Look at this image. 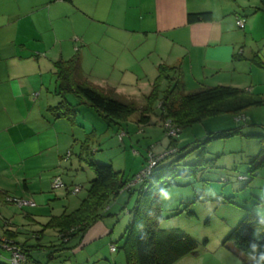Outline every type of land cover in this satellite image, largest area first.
Wrapping results in <instances>:
<instances>
[{
    "label": "rangeland",
    "instance_id": "374dc122",
    "mask_svg": "<svg viewBox=\"0 0 264 264\" xmlns=\"http://www.w3.org/2000/svg\"><path fill=\"white\" fill-rule=\"evenodd\" d=\"M249 1L252 4V8H248L249 11L238 10L241 18L245 20L246 27L239 28L234 22L231 27L237 32L238 41L240 45H244L245 52H251L252 58L256 57L258 63H264V5L261 3L262 0ZM0 2H15L16 10L22 9L25 2V5H28L29 12L26 14H29V20L35 13L40 14L35 25L29 24L31 26L29 33L34 32V35H30L32 45L40 46L38 36L43 33L50 46V54H54L53 49L57 50L60 45L66 55L72 54L75 48L79 49L80 58L83 55L82 68H85L86 73V76L84 74L83 76L91 79L92 83L102 90H111L138 106L144 104L154 76L149 74L147 77L142 76V80L114 87L108 85L120 76L121 73L117 69L111 70L112 68L97 65L98 69L106 70L102 72L103 75H98L89 67L93 61L92 55L105 47L97 36L108 28L97 19H101L100 15L106 12V4L96 8L93 21L91 16L93 2L88 0H0ZM43 60L42 58L41 61L46 65L42 63L43 71L40 74L44 83L32 86L29 94L30 103L39 104L44 101L46 105L53 106L56 103L53 91L56 86L54 68L49 59ZM246 62L249 63L250 59ZM250 63L253 64L252 71L245 69V73L240 77L239 86L235 87L246 89L253 96H260L262 104L251 105L242 110L238 116L240 118L244 116V119L236 120L237 114L204 118L180 128L177 138L175 137L179 147L178 152L173 155L175 172L165 178L170 183L162 187L159 193L162 214L159 229L180 230L195 240L196 248L194 252L180 257L173 264H239L240 253L233 242L226 241L228 233L248 214L264 222V64H255L252 61ZM103 78L106 79L102 80ZM163 87L164 82H161L158 85L159 92ZM198 88L200 86L188 84L183 91ZM64 97L76 101L71 92L66 93ZM150 105L151 111L146 123L138 121L140 113L135 111L124 122L120 121L121 125H116L85 103H80L73 122L66 121L73 134L69 145L64 149L65 155L70 157L58 160L52 151L53 156L44 158L47 159L45 164L52 166L62 182L71 183L73 187L79 186V191L66 198L63 196L56 198L55 190L58 189H52L48 182L43 187L44 193L48 194V201L40 197L41 195L38 196L40 192L35 187L36 206H44L47 203L48 211L54 215L61 213L60 207L63 205L68 204L71 209L76 203L78 205L80 199L86 195L89 181L94 175L85 160L87 158L97 163L111 164L114 170L120 172L123 180H129L127 186L148 165L149 151L153 154L168 151L169 148L166 147L169 137L163 131V122L159 119V98ZM46 111L49 114L50 110ZM236 127L238 128L236 134L213 138L204 143L203 156L198 157L201 148L193 147L208 133ZM84 142L86 147L81 149ZM66 151H70L71 154L70 152L67 154ZM42 158L43 156L38 157L36 161ZM51 159L54 164L51 163ZM32 169L39 171V167ZM49 179L53 182L54 178ZM133 183L129 189L138 187V182ZM130 192L132 193H129V190L120 192L104 206L103 209L110 207L109 213L100 221L109 224L107 225L109 232L94 240L85 239L82 241V247L66 249L59 257L49 261L40 253L34 252V257L41 259L43 264H126L121 247L124 240L122 235L131 218L129 210L136 200V192L132 190ZM2 208L5 215L15 223L21 219L24 225L27 224L25 232L30 243L46 244L57 240V233L51 228L43 230L40 239H35L31 233L32 230L38 234L48 216L28 210L36 214L35 221L32 222L22 217L21 208L14 202L4 203ZM4 221L0 216V223ZM111 245L116 249L111 250ZM1 256L8 258L9 253L3 251ZM0 259L9 263L8 259Z\"/></svg>",
    "mask_w": 264,
    "mask_h": 264
},
{
    "label": "crops",
    "instance_id": "0c3cea01",
    "mask_svg": "<svg viewBox=\"0 0 264 264\" xmlns=\"http://www.w3.org/2000/svg\"><path fill=\"white\" fill-rule=\"evenodd\" d=\"M242 1L88 0L93 2L91 9L93 21L96 8L106 4V12L102 13L100 15L102 18L97 21L106 24L108 28L97 36L105 47L92 55L93 61L89 67L98 75H103L102 72L106 70L98 69L97 65L112 68L111 70L117 69L121 73L120 76L108 85L114 87L142 80V76L147 77L149 74L155 77L158 64L177 66L175 74H178L183 89L188 84L195 87L219 84L239 86L244 70L253 69L251 60L249 63L246 62L252 58V53L245 52L244 45H240L238 41L237 32L231 27L233 22L238 26L236 20L242 16L238 10L249 11L248 8H252L251 1ZM199 11H210L211 18L188 22L187 14ZM28 12V5H25V2L24 7L17 10L15 2H0V194L34 200L38 190L40 192L38 196L41 195L40 197L48 201V194L43 190L44 184L49 182L52 188V181L49 178L61 177L52 166L45 164L47 159L44 158L52 155V151L58 160L66 157L64 149L69 145L73 135L72 128L66 122L69 120L63 117L56 118L49 111L48 114L46 109L48 110L49 106L44 101L31 104L29 94L32 86L44 83L40 72L43 71L42 66L46 64L41 61L42 58L43 61L49 59L52 64L56 59H67L72 54L66 55L62 45L57 50L53 49L54 54H50V46L43 33L38 36L40 46L32 45L30 35H34V32L29 33V24L35 25L40 14L35 13L29 20V14H26ZM241 19L245 28V20ZM128 59L130 64L127 65ZM82 66L83 55L80 58V68L85 75V68ZM104 79L106 78L102 80ZM90 81L92 82L91 79ZM53 91L57 103L60 96L56 93L55 87ZM73 95L76 101L67 97L65 100L76 105L77 111L82 102L74 93ZM41 110L46 113H42ZM41 156L43 158L36 161V158ZM52 159L51 163L54 164ZM36 167H39L37 172L32 169ZM64 184L63 190H55L56 198L62 196L66 198L77 193L73 192L75 186L73 187L71 183ZM4 203H6L4 197L0 195V216L5 220L0 223V239L5 236L4 230L16 231L18 232L14 236L16 240H27L28 244H32L25 232L27 224L24 225L21 219L15 223L13 219L7 217L2 208ZM76 204L74 208L77 207ZM69 206L67 204L60 207L61 212L74 209ZM47 207L46 203L44 206L35 205L21 209L22 217L34 222L36 214L31 212L34 211L49 218L53 214H50ZM107 225L109 224L106 222L97 221L86 231L82 241L94 240L109 232ZM31 233L36 234L32 230ZM34 252L44 255V252L36 250L31 252L33 257ZM35 258L41 261L38 257Z\"/></svg>",
    "mask_w": 264,
    "mask_h": 264
},
{
    "label": "trees",
    "instance_id": "16d2710c",
    "mask_svg": "<svg viewBox=\"0 0 264 264\" xmlns=\"http://www.w3.org/2000/svg\"><path fill=\"white\" fill-rule=\"evenodd\" d=\"M261 3L264 5V0ZM210 18V11L187 14V20L190 23ZM250 60L255 64H264L258 63L256 57ZM52 64L56 75L55 90L60 100L55 105L49 106L48 110L54 117H63L70 122H73L76 115V105L70 104L64 97L70 92L107 121L116 125H121L120 121L124 122L135 111L140 113L138 121L146 123L151 111L150 104L159 98L160 121L170 120L178 126L179 132L184 126L223 114H237L236 120L244 119V116L241 118L238 116L242 110L251 105L262 104L260 96H253L246 89L232 85L203 86L184 92L182 82L178 74H175L177 66L158 64L157 74L145 102L138 106L111 90H102L83 76L80 68V52L77 48L69 58H58ZM161 82H164V87L159 92L158 85ZM237 130L236 127L210 132L193 148H201L197 154L201 158L204 153V143L213 138L232 136ZM163 131H165L164 128ZM176 138L169 137L166 147L169 149L175 147V151L154 166L150 174L137 184L136 189L126 188L129 180H123L120 172L114 170L111 164H101L89 158L85 159L94 174L89 181L86 195L73 210L50 215L48 220L42 224L39 233L34 235L35 239H40L42 231L51 228L56 231L57 240L46 244L38 242L28 244L27 240L15 239L14 236L18 232L4 230L5 236L0 239V258L8 259L9 263L0 259V264H14L11 261L12 248L21 254L20 264H43L42 261L33 257L31 252L36 250L44 252L43 256L46 257V261H49L59 257L66 249L74 250L82 247V239L86 231L109 213V206L103 209L104 206L124 190H129V193H132L130 190L136 192L135 203L129 210L131 218L122 235L124 240L121 247L126 264H173L180 257L194 252L196 242L193 238L178 229H159L162 219L159 193L162 187L170 183L165 178L172 176L175 172L173 155L179 149ZM81 147L82 149L86 147L85 142ZM0 195L4 199L14 197L13 195ZM32 201L35 203L34 200ZM35 205L36 203L33 206ZM19 208L23 209V207ZM12 236L13 238H10ZM228 240L234 243L240 253L239 264H264V261H259L260 255L264 253V222L258 217L250 214L243 217L228 233L226 241ZM112 247L113 250L116 249L113 245ZM3 251L9 253L8 258L1 256Z\"/></svg>",
    "mask_w": 264,
    "mask_h": 264
},
{
    "label": "built area",
    "instance_id": "2783aa9c",
    "mask_svg": "<svg viewBox=\"0 0 264 264\" xmlns=\"http://www.w3.org/2000/svg\"><path fill=\"white\" fill-rule=\"evenodd\" d=\"M236 23L239 27H243V20L241 18H237ZM163 128L165 129V133L171 137L175 138L177 137L179 133L178 126H175L173 122L170 120H164L163 121ZM175 151V148H171L168 151L160 152L158 154H153L151 151H149L148 155V165L144 168V170L140 173L138 177H136L130 184L127 185L126 188H130L131 185H133V182H140L143 178L148 176L151 172V169L156 166L161 160L169 156L171 153ZM69 152V151H68ZM67 152V154H68ZM68 156V155H67ZM65 184L61 181L59 177H55L52 182V189H64ZM79 190L78 186H75L73 188V192H77ZM6 201L14 202L18 207H24V206H33L35 203L32 200L29 199H21V198H14V197H5ZM114 249L113 247L111 248ZM12 257L11 261L14 264H20V260L22 259L21 254H19L15 249L12 248Z\"/></svg>",
    "mask_w": 264,
    "mask_h": 264
},
{
    "label": "clouds",
    "instance_id": "9594fccd",
    "mask_svg": "<svg viewBox=\"0 0 264 264\" xmlns=\"http://www.w3.org/2000/svg\"><path fill=\"white\" fill-rule=\"evenodd\" d=\"M68 152V151H67ZM69 156V155H68ZM67 155H66V157H68ZM259 261H264V253H262L261 255H260V257H259Z\"/></svg>",
    "mask_w": 264,
    "mask_h": 264
}]
</instances>
